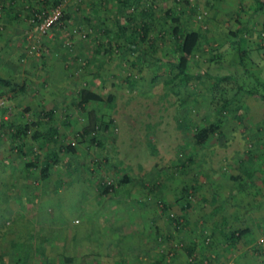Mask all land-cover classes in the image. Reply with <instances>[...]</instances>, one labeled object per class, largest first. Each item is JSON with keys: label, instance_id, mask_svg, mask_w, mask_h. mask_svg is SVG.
I'll return each mask as SVG.
<instances>
[{"label": "crops", "instance_id": "obj_1", "mask_svg": "<svg viewBox=\"0 0 264 264\" xmlns=\"http://www.w3.org/2000/svg\"><path fill=\"white\" fill-rule=\"evenodd\" d=\"M212 8L221 10V60L240 65L221 71L230 76L221 80L229 82L221 85V170L210 165L215 142L208 135L199 141L193 131L184 159L147 164L146 157L138 169L130 172L127 165L118 171L107 162L115 137L104 108H111L115 89L94 109L90 101L60 100L56 89L57 102L47 105L35 88L21 101L33 121L22 137L23 153L0 131V264H264V240L258 241L264 234V100L246 91L264 82V0H216ZM152 35L146 43L155 39ZM131 40L128 49L149 51L145 41ZM229 50L232 56L226 55ZM74 55L57 53L50 59L62 63ZM243 57L249 67L242 65ZM128 60L133 65L134 59ZM246 74L252 78L249 86L238 83ZM73 82L64 80L62 86ZM12 101L14 111L0 118L25 120L16 109L19 102ZM88 109L106 123L97 132V147L82 139L71 152L44 139L51 125L61 137L57 122L82 128L87 122L80 123L78 116ZM164 132L159 127L153 139ZM153 149L159 158L160 143ZM182 187L192 188L191 200Z\"/></svg>", "mask_w": 264, "mask_h": 264}, {"label": "rangeland", "instance_id": "obj_2", "mask_svg": "<svg viewBox=\"0 0 264 264\" xmlns=\"http://www.w3.org/2000/svg\"><path fill=\"white\" fill-rule=\"evenodd\" d=\"M1 1L4 6L0 9V75L10 76L16 82L24 83L26 89L20 93L18 89L10 92L0 86V97L3 100L0 116H8L14 111V106L10 105L13 100L12 102H19L16 109L22 114L21 118L31 121L32 111L22 106L21 101L31 96L35 88L43 96L44 102L50 105L57 102L53 89L57 90L58 96H62L60 100L71 101L68 97L77 100V90L81 86L92 85V88L97 87L105 96V99L92 103L94 109L95 105L103 106L101 101H108L110 97L107 94L115 89L112 109L104 108L111 115L109 127L115 137L107 162L114 163L118 171H123L127 165L130 172L134 168L138 169V163L146 157L151 160L147 164L161 162L162 159L164 163L167 158H172L174 162L178 158L184 159L188 155L186 149L189 143L186 145L185 142H189L190 132L195 131L194 127H207L209 124L214 125L207 140L214 141L213 147L218 149L210 157V165L221 170V113L215 106L221 101V85L229 82L217 78L221 71H225V67L228 70L229 66L234 65L233 69H239L240 65H235L229 58L221 60V10L212 8L216 0H131V6L121 9L124 13L132 10L137 23L143 20L139 11L141 7H150L156 14L153 20L155 25L152 23V30L148 33L150 37L153 34L152 39H155L150 47L145 42V49L149 51L140 54L126 48H122L124 53L117 51L121 50L123 43L116 33V22L119 18L116 0H62L64 16L45 34L36 31L35 17L50 6L46 7L44 3L41 6L38 0ZM93 2H96V7ZM34 8L39 11L33 13L31 9ZM165 10L176 16L182 30L195 28L201 34L199 45L187 65L186 70L191 78L185 84L177 78L171 83L165 81L176 71L172 64L177 57L175 50L170 48L174 43V36L170 33V18L164 19ZM13 11L16 15L10 25L7 15L4 14ZM72 28L81 30L85 35L72 34ZM66 41H69V45L65 44ZM32 43L37 51L30 53L28 50ZM230 50L226 55L232 56ZM126 51L129 52V55L126 54L127 58ZM57 53L75 54L76 57L58 63V59H50ZM129 57L134 59L133 65L128 63ZM241 63L245 67L250 66L247 57H243ZM102 76L105 77L104 83L100 84ZM238 78V83L242 85L249 86L252 83L249 74ZM64 80L75 82L63 87ZM100 105L99 109L102 108ZM5 106L7 107L4 109ZM86 116V111L80 112L78 121L81 123L85 118L87 122ZM160 120L165 132L160 139L154 140L158 128L161 127L156 125ZM56 125L61 127L57 130L62 134L63 142L70 140L75 146L83 144L82 139L74 136L81 127L70 129L61 122ZM154 142L160 143L161 160L157 155L151 154L154 151ZM61 159L65 161L66 158L62 155ZM21 193L23 190L18 188L17 195L21 196Z\"/></svg>", "mask_w": 264, "mask_h": 264}, {"label": "trees", "instance_id": "obj_3", "mask_svg": "<svg viewBox=\"0 0 264 264\" xmlns=\"http://www.w3.org/2000/svg\"><path fill=\"white\" fill-rule=\"evenodd\" d=\"M38 1L41 3V6L44 3V5L48 7V6H52L53 4L57 2H60L61 0H41V1L38 0ZM116 2L118 5L117 11L119 12L118 14L119 18H117V22H116L117 34H120L122 37H124V41H125L123 42L124 44H122V47L120 46L121 50L117 49V51L118 52L121 51V53L122 52L124 53V50L122 51V48L128 49L131 46L130 44V41H132L131 38L136 37V39L142 42L149 41L148 33L149 31L152 30L151 28L152 23H153L154 18L156 17V14H155V11L150 7H141L139 11L141 13L140 16L143 18V20H140L137 23V21L134 20L135 15L133 14L132 10L124 13V10L121 9L123 7L131 6V4L128 3V0H116ZM3 6L4 4L0 3V9H2ZM133 7L134 9L136 8L135 6H132V8ZM31 10H33V13L36 11L37 12L39 11L36 8L31 9ZM13 13H15V11L8 12V14L7 13L4 14V16L7 15L6 19H8L7 21H9L8 24L10 25L15 18L13 16L16 15ZM164 13H166L164 15L165 16L164 19L167 20V18H170L171 20L169 28H170V33L174 36V49L177 52V57L174 59L173 64H172L174 68L176 69V71H174L172 75L169 78H167L168 80H165V81L171 83L177 78L179 82H181L182 84H185L191 78L190 76L191 74H189V72H187L186 69H187V65H188L190 57L192 56L193 52L197 49L199 45L201 34L195 28H189V29L182 30L180 28L179 21L176 20V16L171 14L168 10H165ZM63 16L64 14H62L59 18L62 19ZM35 19H37V17H35ZM127 36H129V39L127 38ZM123 45L125 47H123ZM217 79L218 80H224V79L228 80L230 79V76L220 75L218 76ZM257 85H259L258 89L254 88V86H251V88H247L246 91L251 94L256 93L264 100V82L258 81ZM0 86L5 87L7 90H10V92H13L14 89L18 88V91L20 93V91L24 92V90L26 89L24 83H21V82L18 83L15 80L11 79L10 76H5V75H0ZM176 89L178 88L176 87ZM101 99L102 98L99 93L89 89L88 87L81 86L77 90V103L78 104L84 103V102L86 103L89 101L90 102L100 101ZM215 107H218V109L220 110L219 112L221 113V109L224 107V105L221 107V101H220L218 106H215ZM27 108H23V110ZM50 112L51 111L48 109L44 110L45 114L50 115ZM32 122L33 121H29L28 119H26V120H22L17 123H14V122H10V121L0 118V131H4L5 133L7 132L9 134V138L11 142H13V145H14L13 147H15L17 151L23 153L22 148H24L23 147L24 141L22 137L23 135H26L27 131H29V126L31 127ZM105 124L106 123H104L103 120H100L94 115L92 109H88L87 110V124L84 125L80 130H78V132L74 133V136L77 139H85L89 143H93L94 145H97L99 143L97 132L100 131L102 126L103 127L106 126ZM213 125L214 124H209L207 127L202 126L201 128L194 127L195 133L199 134L197 135V137H199L198 138L199 141L204 140L203 138L209 134L210 129L213 127ZM49 127H50V131L45 132V134L43 133L45 135L44 139H47L56 145L58 142L57 147L63 148L67 151L73 152L75 150L76 146L74 142L70 140L68 142H63V139L59 137L56 129L52 125ZM36 131L37 129L34 130V132L32 133L33 137L36 135ZM47 133L49 134V136H47L48 135ZM33 150L32 151L35 154V152L37 151V147L35 146ZM182 194L185 195L188 200H191V197L193 196V190L191 187L190 188L182 187Z\"/></svg>", "mask_w": 264, "mask_h": 264}, {"label": "built area", "instance_id": "obj_4", "mask_svg": "<svg viewBox=\"0 0 264 264\" xmlns=\"http://www.w3.org/2000/svg\"><path fill=\"white\" fill-rule=\"evenodd\" d=\"M62 1V0H61ZM57 2L50 6L47 10H42L39 14L36 21V31L39 34H45L47 31L52 27L56 22H58L59 17L62 14V2ZM64 1V0H63ZM81 30L77 28L70 29V32L78 33L81 36H84V32H80ZM65 44L69 45V41H66ZM34 43L29 45V52L32 53L34 51H37V48H34ZM3 105V100L0 97V107ZM73 142V141H72ZM109 180V178H107ZM206 239H208L206 237ZM264 240V234L258 239L259 242H262Z\"/></svg>", "mask_w": 264, "mask_h": 264}]
</instances>
